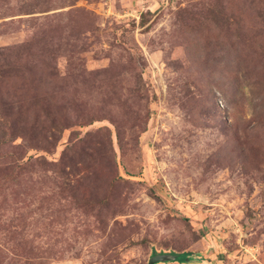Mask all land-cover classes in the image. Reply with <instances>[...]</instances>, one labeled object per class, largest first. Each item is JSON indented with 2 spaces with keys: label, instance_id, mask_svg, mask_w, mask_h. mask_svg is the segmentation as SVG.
Returning a JSON list of instances; mask_svg holds the SVG:
<instances>
[{
  "label": "rangeland",
  "instance_id": "1",
  "mask_svg": "<svg viewBox=\"0 0 264 264\" xmlns=\"http://www.w3.org/2000/svg\"><path fill=\"white\" fill-rule=\"evenodd\" d=\"M153 251L264 264V0H0V264Z\"/></svg>",
  "mask_w": 264,
  "mask_h": 264
},
{
  "label": "water",
  "instance_id": "2",
  "mask_svg": "<svg viewBox=\"0 0 264 264\" xmlns=\"http://www.w3.org/2000/svg\"><path fill=\"white\" fill-rule=\"evenodd\" d=\"M175 259L176 258L174 254L165 252L154 253L149 257L147 264H157L160 262L174 261Z\"/></svg>",
  "mask_w": 264,
  "mask_h": 264
},
{
  "label": "trees",
  "instance_id": "3",
  "mask_svg": "<svg viewBox=\"0 0 264 264\" xmlns=\"http://www.w3.org/2000/svg\"><path fill=\"white\" fill-rule=\"evenodd\" d=\"M143 19H144V15L141 17V20H140V21H141V22H140V25H143V24H144V21H143ZM142 21H143V22H142ZM160 252H161V251H160ZM160 252H159V253H160ZM152 253L154 254V253H156V252H155V251H153ZM169 253H170V254H175L176 252L169 251ZM174 261H175V260H174ZM168 262H172V261H168Z\"/></svg>",
  "mask_w": 264,
  "mask_h": 264
}]
</instances>
